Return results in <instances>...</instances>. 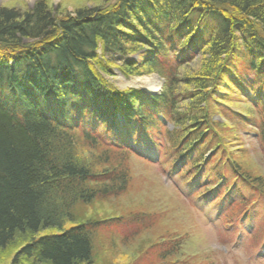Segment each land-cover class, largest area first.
Listing matches in <instances>:
<instances>
[{"label":"trees","instance_id":"16d2710c","mask_svg":"<svg viewBox=\"0 0 264 264\" xmlns=\"http://www.w3.org/2000/svg\"><path fill=\"white\" fill-rule=\"evenodd\" d=\"M53 15L45 1L26 13L0 8V249L33 237L12 264L92 263L94 232L109 221L65 230L74 220L67 210L124 192L129 170L95 173L76 158L79 141L103 148L108 167L114 153L156 160L152 147H161L160 163L169 154L168 174L180 173L190 191L204 177L212 183L198 194L203 201L232 193L221 188L226 176L206 174L216 167L264 200V178L243 176L226 144L241 123L264 150V0H106ZM113 67L126 77L155 72L163 91L120 92L105 77ZM245 208L234 201L223 210L231 224L242 209L235 227L243 234L253 215ZM49 228L58 233L36 237ZM159 245L164 259L182 246Z\"/></svg>","mask_w":264,"mask_h":264},{"label":"rangeland","instance_id":"374dc122","mask_svg":"<svg viewBox=\"0 0 264 264\" xmlns=\"http://www.w3.org/2000/svg\"><path fill=\"white\" fill-rule=\"evenodd\" d=\"M40 1H45L53 14L57 13L62 17L75 16L79 9L103 6L106 2V0H0V8L26 13ZM100 54L101 50L98 51V55ZM198 64L192 65L190 70L184 73L182 70V74L195 70ZM113 70L114 75L105 77L114 89L120 92L130 89L141 92L146 90L142 80L147 78H156L161 83V88L152 94L153 96L163 91L165 79L148 69L140 68V75L131 77L124 76L117 68L113 67ZM145 90L143 92H146ZM166 127L173 130V126L168 122ZM235 130L237 131L234 129V132ZM229 140L231 142L226 143L229 146L228 153L233 161L241 163L240 173L247 178L251 176L264 178V150L258 148L260 141L258 133L240 123L237 135L232 133ZM147 146L148 143L144 148L141 147L142 152L148 150ZM76 150V158L85 164L94 165L93 171L97 174H103L104 171L116 166L120 168L125 166L129 170L128 187L124 192L104 198L97 197L89 204L79 203L67 210L71 214L70 218L74 220L65 223V230L77 224L109 221L110 228L100 227L94 232L91 264H264V200L241 183L235 186V175L230 170H223L221 167L207 170L206 174H210L214 180L218 178L216 176H226L228 179L221 188L232 190V193L228 197L222 193L203 201L202 197L198 198L200 196L198 194H204L202 189L212 183L204 177L199 181L202 185L190 191L188 188L190 183L181 180L180 173L168 174L169 165L166 162L169 154L163 155L165 159L160 163L161 147L157 149L152 147L153 156L158 158L156 160H148L151 154L146 152L147 155L140 156L141 158L114 153L110 159V166L113 167L104 166L103 159L107 154L103 148L88 147L79 141ZM234 201L241 202L246 207L245 210L251 208L253 212L251 218L239 226L244 231L243 236L241 233L239 235L242 236L241 239H238L239 228L235 227V223L238 224L236 219L242 213V209L233 216L235 220L231 224H228L231 218L223 216L224 208ZM67 204L70 205L69 202ZM142 216H148L150 222L146 229L138 224ZM136 217L139 218L137 221L134 220ZM254 229L257 230L254 234L258 233L257 237L262 247L254 246V234L251 235ZM57 233V229L49 228L37 233L36 237ZM32 239L30 235L19 236L15 244L0 249V264H12L15 255ZM175 240L182 246L174 249L172 253H164L168 256L164 259L160 255V249H165L166 245L159 244ZM24 264L32 262L26 261Z\"/></svg>","mask_w":264,"mask_h":264},{"label":"bare ground","instance_id":"6f19581e","mask_svg":"<svg viewBox=\"0 0 264 264\" xmlns=\"http://www.w3.org/2000/svg\"><path fill=\"white\" fill-rule=\"evenodd\" d=\"M145 83L146 92L149 94H155L159 89L161 88V83L156 78H147L145 80H142Z\"/></svg>","mask_w":264,"mask_h":264}]
</instances>
